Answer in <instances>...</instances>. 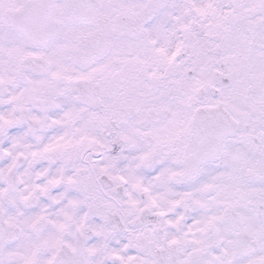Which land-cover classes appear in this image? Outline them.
<instances>
[{
    "label": "snow or ice",
    "instance_id": "snow-or-ice-1",
    "mask_svg": "<svg viewBox=\"0 0 264 264\" xmlns=\"http://www.w3.org/2000/svg\"><path fill=\"white\" fill-rule=\"evenodd\" d=\"M0 264H264V0H0Z\"/></svg>",
    "mask_w": 264,
    "mask_h": 264
}]
</instances>
